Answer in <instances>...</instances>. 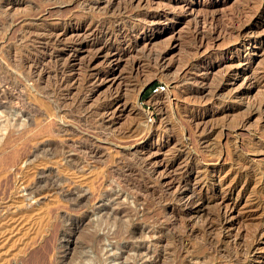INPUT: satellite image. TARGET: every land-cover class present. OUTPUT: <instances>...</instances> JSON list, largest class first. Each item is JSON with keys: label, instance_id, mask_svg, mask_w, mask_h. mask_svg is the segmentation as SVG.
I'll list each match as a JSON object with an SVG mask.
<instances>
[{"label": "rangeland", "instance_id": "rangeland-1", "mask_svg": "<svg viewBox=\"0 0 264 264\" xmlns=\"http://www.w3.org/2000/svg\"><path fill=\"white\" fill-rule=\"evenodd\" d=\"M120 263L264 264V0H0V264Z\"/></svg>", "mask_w": 264, "mask_h": 264}, {"label": "bare ground", "instance_id": "bare-ground-1", "mask_svg": "<svg viewBox=\"0 0 264 264\" xmlns=\"http://www.w3.org/2000/svg\"><path fill=\"white\" fill-rule=\"evenodd\" d=\"M98 46V45H97ZM202 88H204V87H202ZM200 90V89H199ZM200 91H202V90H200ZM13 92V91H12ZM197 93V92H196ZM138 149V148H137ZM140 151V150H139ZM138 153V152H137ZM246 171V170H245ZM248 172V171H247ZM246 172V173H247ZM241 173V172H240ZM242 175V174H241ZM244 175V174H243ZM183 189V188H182ZM181 189V191L179 192V194H181V195H183V194H185V193H187V190H182ZM191 195L189 196V197H187L186 198V200L183 202V206L186 208V209H189V212L192 210V209H195V208H200L201 206H202V204H204L203 202V200L200 198V197H197L196 195H194V193H193V190L191 189ZM193 193V194H192ZM184 197V196H183ZM178 198H180V196L178 197ZM181 199V198H180ZM184 200V199H183ZM177 201H178V199H177ZM235 207V206H234ZM202 209V208H201ZM199 211H201V210H199ZM190 215V214H189ZM206 215H207V213H206ZM206 215H204V217L206 216ZM208 216V215H207ZM207 216H206V218H207ZM212 216H213V214H212ZM225 216V215H224ZM211 217V216H210ZM210 217H208L209 219H210ZM204 219V218H203ZM213 219V218H212ZM216 219H218V223H212L211 221H209L208 223V226H209V228L211 227H223L224 226V224H227V222H228V218H227V216H225V217H223V219H220L219 217L218 218H216ZM205 220V219H204ZM206 221V220H205ZM202 222V221H201ZM216 222H217V220H216ZM204 223V222H203ZM202 223V224H203ZM228 225V224H227ZM226 226V225H225ZM213 230H215V229H213ZM222 230V229H221ZM257 231V230H256ZM255 231V232H256ZM218 233H219V230H218ZM220 233H221V231H220ZM214 234V233H213ZM255 234H257V233H255ZM212 235V234H211ZM221 235V234H220ZM224 236H226L225 234H224ZM252 243V242H251ZM246 245V243L244 244V246ZM253 245V244H252ZM248 246V245H247ZM246 248V247H245ZM250 244H249V247H248V250L247 251H249L250 250ZM246 250V249H245ZM245 250H244V252L243 253H245ZM152 251V250H151ZM241 251H243V250H241ZM246 251V252H247ZM240 252V251H239ZM250 252V251H249ZM52 259V258H51ZM119 260V259H118ZM158 260V259H157ZM153 261V260H152ZM121 262V261H120ZM157 263V262H156ZM121 264V263H120Z\"/></svg>", "mask_w": 264, "mask_h": 264}, {"label": "built area", "instance_id": "built-area-1", "mask_svg": "<svg viewBox=\"0 0 264 264\" xmlns=\"http://www.w3.org/2000/svg\"><path fill=\"white\" fill-rule=\"evenodd\" d=\"M161 89H164V86L161 84H157L155 86L150 87V92L154 93V92L160 91Z\"/></svg>", "mask_w": 264, "mask_h": 264}, {"label": "water", "instance_id": "water-1", "mask_svg": "<svg viewBox=\"0 0 264 264\" xmlns=\"http://www.w3.org/2000/svg\"><path fill=\"white\" fill-rule=\"evenodd\" d=\"M145 89H146V87H143V88L141 89L140 94H139V97H141L142 92H144Z\"/></svg>", "mask_w": 264, "mask_h": 264}, {"label": "trees", "instance_id": "trees-1", "mask_svg": "<svg viewBox=\"0 0 264 264\" xmlns=\"http://www.w3.org/2000/svg\"><path fill=\"white\" fill-rule=\"evenodd\" d=\"M149 92H150V88H149L148 91H146V92L144 93V95H147Z\"/></svg>", "mask_w": 264, "mask_h": 264}]
</instances>
